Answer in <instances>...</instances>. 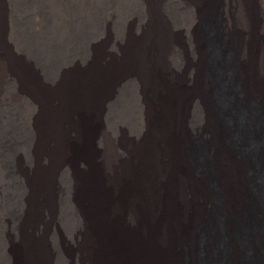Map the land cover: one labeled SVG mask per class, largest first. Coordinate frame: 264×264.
Wrapping results in <instances>:
<instances>
[{"label":"bare ground","instance_id":"obj_1","mask_svg":"<svg viewBox=\"0 0 264 264\" xmlns=\"http://www.w3.org/2000/svg\"><path fill=\"white\" fill-rule=\"evenodd\" d=\"M116 1L0 0V264H264V0Z\"/></svg>","mask_w":264,"mask_h":264},{"label":"rangeland","instance_id":"obj_2","mask_svg":"<svg viewBox=\"0 0 264 264\" xmlns=\"http://www.w3.org/2000/svg\"><path fill=\"white\" fill-rule=\"evenodd\" d=\"M126 4H127V0H125V1L124 0H117L116 1L115 5H116V10L118 11V13L121 12V9ZM173 70L176 73L173 75V78H170V81L174 82V83L185 84L190 89V91H195L197 89V87H200V85L202 84V82L200 83V81H202L205 77L208 76L207 71L200 68L199 65H198V67L196 66V68L193 72H191V70L188 68V65L183 67V66H181V64L178 63L177 65L174 66ZM213 72H214L213 74L210 72L209 75L210 76L215 75L216 71H213ZM197 93H198V95H200L199 91H197ZM252 109L257 110V106L253 104ZM220 249H221V253H224V251H223L224 248L223 249L220 248Z\"/></svg>","mask_w":264,"mask_h":264}]
</instances>
